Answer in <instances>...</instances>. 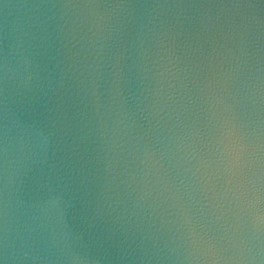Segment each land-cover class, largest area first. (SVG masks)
I'll use <instances>...</instances> for the list:
<instances>
[{
  "label": "clouds",
  "instance_id": "9594fccd",
  "mask_svg": "<svg viewBox=\"0 0 264 264\" xmlns=\"http://www.w3.org/2000/svg\"><path fill=\"white\" fill-rule=\"evenodd\" d=\"M0 264H264V0H0Z\"/></svg>",
  "mask_w": 264,
  "mask_h": 264
}]
</instances>
